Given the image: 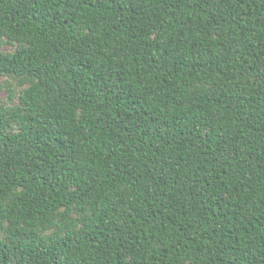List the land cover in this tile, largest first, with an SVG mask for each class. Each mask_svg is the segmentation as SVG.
Listing matches in <instances>:
<instances>
[{"label":"trees","instance_id":"trees-1","mask_svg":"<svg viewBox=\"0 0 264 264\" xmlns=\"http://www.w3.org/2000/svg\"><path fill=\"white\" fill-rule=\"evenodd\" d=\"M0 76V264H264V0H0Z\"/></svg>","mask_w":264,"mask_h":264},{"label":"rangeland","instance_id":"rangeland-1","mask_svg":"<svg viewBox=\"0 0 264 264\" xmlns=\"http://www.w3.org/2000/svg\"><path fill=\"white\" fill-rule=\"evenodd\" d=\"M15 47H16V46L5 45V46H3L2 49L5 50V51H11V50H13ZM4 80H6V79H4L2 76H0V81L5 82ZM16 84H17V83H16L15 81H12V80L9 81V85H10V87H13V88H14V89H13L14 92H18V86H17ZM0 97H1L4 101H7V102L10 103V97H9V92H8L7 88L4 87V88H2V89L0 90Z\"/></svg>","mask_w":264,"mask_h":264}]
</instances>
